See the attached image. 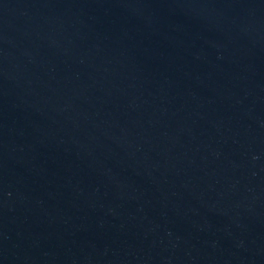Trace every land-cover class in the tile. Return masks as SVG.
<instances>
[{
    "label": "water",
    "instance_id": "water-1",
    "mask_svg": "<svg viewBox=\"0 0 264 264\" xmlns=\"http://www.w3.org/2000/svg\"><path fill=\"white\" fill-rule=\"evenodd\" d=\"M0 264H264V0H0Z\"/></svg>",
    "mask_w": 264,
    "mask_h": 264
}]
</instances>
